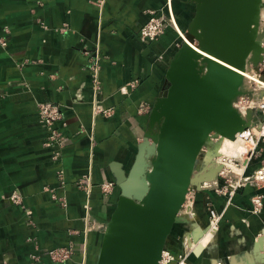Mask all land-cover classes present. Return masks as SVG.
Returning a JSON list of instances; mask_svg holds the SVG:
<instances>
[{
  "label": "crops",
  "instance_id": "obj_1",
  "mask_svg": "<svg viewBox=\"0 0 264 264\" xmlns=\"http://www.w3.org/2000/svg\"><path fill=\"white\" fill-rule=\"evenodd\" d=\"M195 11L189 0H0V264H32V257L59 264L48 256L56 248L73 251L63 264H96L121 196L118 177L136 160ZM151 12L164 15L166 27L146 42L139 31ZM43 102L63 112L60 145L47 144ZM97 106L109 113H95ZM262 164L264 142L246 175ZM256 193L251 185L231 199L198 193L194 233L207 228V207L222 214L212 260L258 264L253 248L264 240V207L254 214Z\"/></svg>",
  "mask_w": 264,
  "mask_h": 264
},
{
  "label": "water",
  "instance_id": "obj_2",
  "mask_svg": "<svg viewBox=\"0 0 264 264\" xmlns=\"http://www.w3.org/2000/svg\"><path fill=\"white\" fill-rule=\"evenodd\" d=\"M263 1L190 0L196 12L187 39L212 58L185 41L170 62L136 160L118 177L121 196L96 264H159L189 192L217 178L216 170L195 174L203 149L250 127L252 115L245 120L234 101L244 94L241 72L262 60ZM263 241L253 248L260 264Z\"/></svg>",
  "mask_w": 264,
  "mask_h": 264
},
{
  "label": "built area",
  "instance_id": "obj_3",
  "mask_svg": "<svg viewBox=\"0 0 264 264\" xmlns=\"http://www.w3.org/2000/svg\"><path fill=\"white\" fill-rule=\"evenodd\" d=\"M166 27V18L164 15L157 12H151L148 21L141 27L139 36L146 42H153L158 39L163 33ZM264 30V14L261 13L260 17V32ZM1 44L6 46V42L2 41ZM262 47L264 50V38L262 39ZM96 59L94 64L91 66L93 87L95 90H100V77L99 69L100 65ZM248 77L244 78V86L242 88L244 94L239 96L234 101V107L241 114L245 110H251L252 115L250 121V127L244 131L239 132L236 137L243 143L250 145L247 158L238 159L230 156H221L218 152V159H221L222 169H219L217 175V186H207L206 183H202L201 189H207L221 193L223 195L231 197L235 192L251 185L257 189L256 195L253 198V212L254 214H260L264 207V196L261 192L264 188V165L260 166L250 176L246 175L247 169L250 163L257 158L259 155V147L264 142V51L262 53V60L255 66L253 63H248ZM95 113H109V111L103 110L100 106L95 107ZM38 116L42 126L48 131L47 144L49 146L60 145L62 143V134L58 128L59 122L63 119V112L59 105L51 102H43L38 104ZM248 115L243 118L248 120ZM257 120L254 121L253 118ZM222 139V137H218ZM218 139L212 138V144L216 143ZM206 148V147H205ZM204 148V149H205ZM203 149V151H204ZM208 162L205 160V165ZM210 168V167H208ZM207 167L201 172V174L209 172ZM237 169V170H235ZM241 171V172H240ZM223 179L224 186L220 187L219 181ZM113 184L105 185V188H110ZM192 190L189 192L191 194ZM188 198V195H187ZM186 198V200H187ZM209 224L206 231L212 233L218 232L220 222L222 220V214L214 208L208 209ZM187 253L174 254L172 251L165 249L162 252L161 260L159 264H188ZM48 256L55 262L63 264L68 262L73 256L71 248H56L48 251ZM32 264H42L38 261L37 257H32Z\"/></svg>",
  "mask_w": 264,
  "mask_h": 264
},
{
  "label": "rangeland",
  "instance_id": "obj_4",
  "mask_svg": "<svg viewBox=\"0 0 264 264\" xmlns=\"http://www.w3.org/2000/svg\"><path fill=\"white\" fill-rule=\"evenodd\" d=\"M189 2H190V0H189ZM190 3H192V2H190ZM192 4H194V3H192ZM215 139H218V138H215ZM225 140L218 139L216 141V143H214L213 145L207 146L206 149H204V152H202V155L200 156V158L198 160L197 168L195 170V174H201V172H203L205 170V167L208 168V165H205V160H206V158L210 152L212 153V157H213L211 159H218V156H217L218 150L221 148L223 141L226 142ZM224 145L225 144H223V146ZM239 145L241 147L242 146L244 147L246 144L243 143L242 141H240ZM238 148H239V146H234V147L228 146V152H230V153L228 154V152H225L224 154H227L225 156H231V157H237V158L243 157L244 153L246 151L241 154L239 151H237ZM245 150H248V146L246 147ZM235 153H239V155H235ZM262 165H264V164H262ZM209 169L210 168H208L207 170H209ZM214 181H216V180H213L212 182H214ZM223 181H224L223 179H221L219 181L220 187L224 186ZM200 191H204V192H200ZM200 191L199 190H197V191L192 190L191 194L190 195L188 194V198H187L184 206L182 207V209L180 210V212L178 214V217L180 220H182V222L178 223L174 226L171 234L168 237V240L166 243V248L168 250L172 251L174 254H177V255L181 254V253L189 254L188 260H187L188 264H213L214 260L218 261L217 264H230L229 259H226V260L219 259L218 260V259L214 258V260H212V258H213L212 255L214 253V250L212 248L214 245H216L215 241L212 242V239H211L212 234L207 235L206 237L202 236L203 240H202L201 246H202L203 250L201 252H197L196 251L197 246L193 244V240L196 241L200 237V235H197V237H194L196 234H198V232L194 233L193 229H192L193 228L192 226L194 224V222L192 221V217H194V220L196 222H197V220H198V222L200 221V214H199L200 209H199V204L197 201L198 200L197 197L199 196L198 193L201 194V193H205V192H211L207 189H201ZM11 200L13 203H15L16 200L19 201L18 198L14 199V198H12V196H11ZM191 207H192V210H191ZM193 208H194V210H193ZM209 208H212V207L206 208V215H207L208 224H209V217H208V209ZM195 217H196V219H195ZM192 232H193V234H192ZM191 234H192V236H191ZM217 234H218V232H217ZM197 244L199 245L200 242L198 241ZM258 264H260V263H258Z\"/></svg>",
  "mask_w": 264,
  "mask_h": 264
},
{
  "label": "bare ground",
  "instance_id": "obj_5",
  "mask_svg": "<svg viewBox=\"0 0 264 264\" xmlns=\"http://www.w3.org/2000/svg\"><path fill=\"white\" fill-rule=\"evenodd\" d=\"M195 8H196V5H195ZM196 12V11H195ZM195 16V15H194ZM192 23V22H191ZM190 23V24H191ZM188 32V31H187ZM186 32V33H187ZM188 42V43H190L189 41H188V39H187V36H186V34H185V38H184V41L183 42ZM198 52H200L204 57H209V58H212V56L210 55V53H208V52H205V51H201V49H200V46H199V44L198 43H190ZM249 67V65L247 64V66H246V69H245V71H243V72H241L242 74H243V76H244V78L245 77H248V74H249V72H248V68ZM247 74V75H246ZM237 110V109H236ZM251 113V110H245V111H243L240 115L242 116V117H244L245 115H248L249 116V114ZM223 140H225L226 142H224L223 141V143H222V146H223V144H225L223 147L221 146V148L218 150V152H219V155H221V156H225V155H227V154H224L225 152H228V146L229 147H234V146H239V148H238V150L237 151H239L241 154L243 153V152H245L244 153V156L243 157H239L238 159H246L247 158V154H248V150H249V146L250 145H245L244 147L242 146H240L239 145V142H240V140L239 139H237V137H236V139H234V140H231V139H228V138H222ZM248 146V150H245L246 149V147ZM206 149V148H205ZM231 149V148H230ZM233 150V149H232ZM236 151V152H237ZM230 152H228V154H229ZM235 155H239V153H235ZM231 157V156H230ZM211 158H213L212 157V153L210 152L209 153V155L207 156V158H206V161L208 162V167H210V171L211 170H216V171H219V169H222V164H221V159H211ZM235 158H237V157H235ZM235 170H237V169H235ZM241 172V171H240ZM207 173V172H206ZM213 180H216V181H214V182H212ZM203 183H206V185L207 186H217V178L215 177V178H210L209 180H205ZM202 185V184H201ZM191 210H192V207H191ZM193 210H194V208H193ZM110 221V220H109ZM176 225V224H175ZM174 225V226H175ZM194 224H193V231H194ZM174 228V227H173ZM207 229V228H206ZM206 229H203V233L200 235V237L195 241V240H193L192 238V240H193V244L194 245H196L197 246V248H196V251L197 252H201L202 250H203V248H202V246H201V243H202V240H203V237H206L207 235H211L212 234V237H211V239L213 240L214 238H215V236H216V232H214V233H212V231L210 232V230L209 231H206ZM197 235L198 234H196L194 237H197ZM191 236H192V234H191ZM203 236V237H202ZM104 238H105V233H104V236H103V239H102V243H101V246H100V250H101V247H102V245H103V242H104ZM200 242V244L198 245L197 244V242ZM165 249H167V248H165ZM164 249V250H165ZM100 250H99V252H98V257H99V253H100ZM98 257H97V260H98ZM96 263H97V261H96Z\"/></svg>",
  "mask_w": 264,
  "mask_h": 264
}]
</instances>
